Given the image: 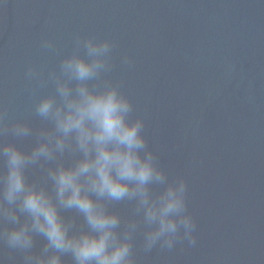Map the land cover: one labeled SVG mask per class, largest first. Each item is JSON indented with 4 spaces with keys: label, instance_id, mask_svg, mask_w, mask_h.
<instances>
[{
    "label": "water",
    "instance_id": "obj_1",
    "mask_svg": "<svg viewBox=\"0 0 264 264\" xmlns=\"http://www.w3.org/2000/svg\"><path fill=\"white\" fill-rule=\"evenodd\" d=\"M78 36L114 42L107 78L144 118L161 165L188 181L197 244L145 252L138 232L136 264H264V0H5L6 120L41 125L32 106L52 88L37 87L25 72L56 68ZM44 39L57 51H43ZM31 175L40 179L41 170ZM117 210L134 214L130 205ZM0 264L23 258L0 245Z\"/></svg>",
    "mask_w": 264,
    "mask_h": 264
},
{
    "label": "clouds",
    "instance_id": "obj_2",
    "mask_svg": "<svg viewBox=\"0 0 264 264\" xmlns=\"http://www.w3.org/2000/svg\"><path fill=\"white\" fill-rule=\"evenodd\" d=\"M114 46L78 36L56 68L28 66L27 80L52 88L33 103L39 127L0 109V245L23 264H136L138 232L145 252L197 244L187 179L161 165L144 118L107 78ZM40 48L57 51L50 39ZM121 205L134 214L122 216Z\"/></svg>",
    "mask_w": 264,
    "mask_h": 264
}]
</instances>
